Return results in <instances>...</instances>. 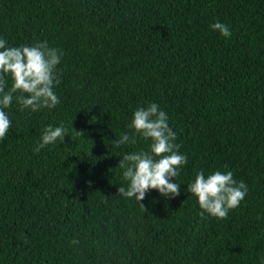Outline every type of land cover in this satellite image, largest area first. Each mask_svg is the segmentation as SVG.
Segmentation results:
<instances>
[{
  "label": "trees",
  "instance_id": "trees-1",
  "mask_svg": "<svg viewBox=\"0 0 264 264\" xmlns=\"http://www.w3.org/2000/svg\"><path fill=\"white\" fill-rule=\"evenodd\" d=\"M0 38L63 54L55 108L5 109L0 264H264V0H0ZM149 103L188 162L180 194L150 190L145 211L119 195L116 166L150 141L111 145ZM61 123L64 142L37 153ZM201 170L247 185L224 219L201 216L186 191Z\"/></svg>",
  "mask_w": 264,
  "mask_h": 264
},
{
  "label": "clouds",
  "instance_id": "clouds-1",
  "mask_svg": "<svg viewBox=\"0 0 264 264\" xmlns=\"http://www.w3.org/2000/svg\"><path fill=\"white\" fill-rule=\"evenodd\" d=\"M210 27L226 38L231 37V30L224 23L217 21ZM62 55L58 49L50 48L47 42L8 46L6 39L0 38V140L6 137L11 127L5 109L11 107L13 101L21 111L29 109L32 112L51 110L61 102L55 86L60 83L57 65ZM9 76L11 87L6 90V77ZM128 127L132 131L114 139L112 148L135 145L137 136H142L150 143L147 151H132L122 155L116 167L122 170L127 186L118 187L119 195L127 199L135 198L139 203L150 190L158 191L167 199L178 196L181 184L176 182V178L188 158L179 152L177 134L169 127L167 113L159 104L149 103L147 107H139L134 111ZM72 130L75 135L84 136L83 132L73 127ZM66 136L68 128L63 123L55 127L48 125L35 151L38 153L57 140L63 143ZM186 191L197 197L201 216L207 213L224 219L230 210L239 206L248 188L245 182H237L231 171L217 170L205 176L201 170L196 173L194 181L187 184ZM140 205L145 209L143 204ZM71 243L76 244L78 241L74 239Z\"/></svg>",
  "mask_w": 264,
  "mask_h": 264
}]
</instances>
